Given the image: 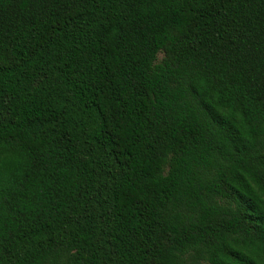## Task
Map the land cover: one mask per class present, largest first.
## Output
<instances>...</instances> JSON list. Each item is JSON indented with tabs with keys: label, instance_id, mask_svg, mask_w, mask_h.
Here are the masks:
<instances>
[{
	"label": "trees",
	"instance_id": "trees-1",
	"mask_svg": "<svg viewBox=\"0 0 264 264\" xmlns=\"http://www.w3.org/2000/svg\"><path fill=\"white\" fill-rule=\"evenodd\" d=\"M0 264H264V0H0Z\"/></svg>",
	"mask_w": 264,
	"mask_h": 264
},
{
	"label": "clouds",
	"instance_id": "clouds-1",
	"mask_svg": "<svg viewBox=\"0 0 264 264\" xmlns=\"http://www.w3.org/2000/svg\"><path fill=\"white\" fill-rule=\"evenodd\" d=\"M23 163L24 161L17 162V161H12V160L0 159V172H2V170L4 169L6 165L20 167L22 166Z\"/></svg>",
	"mask_w": 264,
	"mask_h": 264
}]
</instances>
